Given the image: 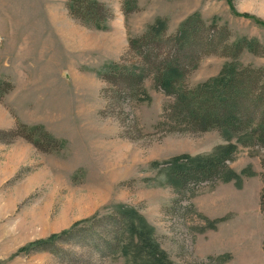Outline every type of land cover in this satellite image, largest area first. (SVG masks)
Masks as SVG:
<instances>
[{"label": "rangeland", "instance_id": "obj_1", "mask_svg": "<svg viewBox=\"0 0 264 264\" xmlns=\"http://www.w3.org/2000/svg\"><path fill=\"white\" fill-rule=\"evenodd\" d=\"M64 1L52 36L47 0H0V264H130L131 253L106 255L88 237L92 219L121 210L147 226L171 264H264V149L242 147L218 131L160 127L174 99L157 89L153 75L139 102L120 106L103 99L99 81L110 63L131 60L128 41L158 22L165 40L160 55L183 67L188 90L222 72L264 71V0H96L110 15L105 30L72 17ZM116 18L127 28L119 41L108 27ZM190 18L204 23L202 42L181 49L174 36ZM211 39L259 47L232 60L220 55L222 47L207 55ZM225 147H234L226 164L240 177L239 187L216 181L180 191L171 181L173 158L202 159ZM229 183L244 191L229 194L218 215L235 213L216 223L211 239L197 197L215 198L217 187ZM42 241L50 243L31 247Z\"/></svg>", "mask_w": 264, "mask_h": 264}, {"label": "trees", "instance_id": "obj_2", "mask_svg": "<svg viewBox=\"0 0 264 264\" xmlns=\"http://www.w3.org/2000/svg\"><path fill=\"white\" fill-rule=\"evenodd\" d=\"M66 7L75 19L97 30L106 29L103 24L110 15L104 4L96 0H67ZM160 29L162 30V26L158 22L148 34L128 41L132 59L112 62L99 74V81L105 86L101 90L103 99L112 106L139 102L145 80L148 75H153L157 89L174 99L163 113L160 127L194 133L218 131L226 139L238 138L242 147L264 149V85H260L264 83V71L241 68L239 71H231L229 75L222 72L209 83L188 90L183 87L185 79L183 67L176 62L177 60L173 62L166 58L164 60L160 55V44L165 42L162 40ZM203 30L204 23L198 18L186 20L174 36L177 45L181 49H191L195 45V40L199 41L198 43L202 42L199 35L203 36ZM213 41L215 39L206 42L209 44ZM220 47L225 51L220 54L222 57L236 60L245 49L255 53L254 50L259 44L246 40L226 43L224 46H221L220 42H217V45L211 43L207 48L209 50L207 55H216ZM250 108L253 112H249ZM233 149L234 147H225L213 156L196 160H190L187 156L173 158L168 164L170 179L180 191H187L190 184L197 187L201 183L213 184L216 181L228 183L234 180L239 187L240 177L226 164L234 159ZM244 173L248 176L254 175L248 169L244 170ZM263 207L264 196L261 213ZM136 219L135 214L123 210L94 218L89 224L86 223L90 230L88 237L96 240L95 243L102 244L104 249L102 252L105 254L122 253L128 256L131 253L133 257L130 264H171L152 240L147 226ZM207 223L208 229L214 230L218 221ZM84 227L78 232L85 231ZM95 229L100 231L99 234H95ZM71 233L72 231L69 235ZM58 238H54V241ZM49 243L50 241H42L31 247L39 250ZM220 259H223L221 263H225L226 258Z\"/></svg>", "mask_w": 264, "mask_h": 264}, {"label": "crops", "instance_id": "obj_3", "mask_svg": "<svg viewBox=\"0 0 264 264\" xmlns=\"http://www.w3.org/2000/svg\"><path fill=\"white\" fill-rule=\"evenodd\" d=\"M97 1L101 2L102 0H97ZM47 2H48V4L45 7V9H47L46 12H47L48 21L50 24V31H51V35L53 36L54 34L57 35L59 23L61 22V20L58 19V14H57L58 4L60 2L61 6L63 8H65V1L64 0H47ZM67 25H72V24L67 22ZM108 27H109V29H111L114 32V37H115L114 40L119 41V38L122 37V35L126 36V34H127V28H126L124 19L116 18V21H111L110 24L108 25ZM97 34H99V32H97ZM61 38L64 41L70 40L69 37H65V36L61 37ZM90 38H91V36H90ZM96 48H97V46H95V49ZM243 186H241V188L244 191ZM241 188L237 189L233 183L220 184L217 187L218 193H217V196L215 198L212 197V195L214 193L207 195L208 198L204 197V196L203 197L202 196L197 197V210L200 211V213L202 215H204L205 217H207L208 220H210V221H219L220 219H224L227 217V215L229 213H235V212L227 210V211H224L221 215H218L220 212L223 211L222 205H223V209H225L226 200H230L229 194L231 195V197L242 194ZM220 191H225V192L219 195ZM217 203H218V205H217ZM230 220H228V222L227 221L226 222L229 223ZM216 228H217V230L219 229L218 226L215 225V229L210 231L211 232V236H210L211 239L213 237L212 235H213L214 231L216 230ZM262 262H263V259H262Z\"/></svg>", "mask_w": 264, "mask_h": 264}, {"label": "bare ground", "instance_id": "obj_4", "mask_svg": "<svg viewBox=\"0 0 264 264\" xmlns=\"http://www.w3.org/2000/svg\"><path fill=\"white\" fill-rule=\"evenodd\" d=\"M83 202H85V201H83Z\"/></svg>", "mask_w": 264, "mask_h": 264}]
</instances>
